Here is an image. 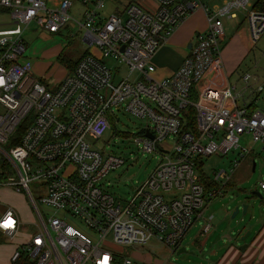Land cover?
<instances>
[{"label": "built area", "instance_id": "obj_1", "mask_svg": "<svg viewBox=\"0 0 264 264\" xmlns=\"http://www.w3.org/2000/svg\"><path fill=\"white\" fill-rule=\"evenodd\" d=\"M125 1L107 13L106 0H0V15L10 20L0 23V153L10 164L0 186L27 195L35 210L30 224L37 227L29 232L16 209L5 206L0 245L12 249L4 250V264H134L123 247L152 240L178 249L240 162L234 160L230 173H215L218 185L206 189L197 161L238 149L243 134L260 143L264 160V76L244 73L238 90L221 60L224 18L245 14L251 48L264 35V11L253 9L255 0L219 6L213 0ZM74 7L80 19L70 12ZM198 9L206 13L207 29L196 33L174 73L155 77L152 59ZM70 19L85 50L73 71L49 86L25 61V35L36 28L59 33ZM108 58L126 65L125 77ZM212 70L221 84L207 80ZM189 107L195 110V130L187 126ZM120 109L147 119L137 141L144 151L161 154L153 173L125 199L101 185L124 160L88 141L99 140ZM240 149L241 158L255 152ZM32 180L45 184L40 201ZM77 220L86 229L73 225ZM211 220L206 218L204 233Z\"/></svg>", "mask_w": 264, "mask_h": 264}, {"label": "rangeland", "instance_id": "obj_2", "mask_svg": "<svg viewBox=\"0 0 264 264\" xmlns=\"http://www.w3.org/2000/svg\"><path fill=\"white\" fill-rule=\"evenodd\" d=\"M224 1L214 0L212 3L219 6ZM125 2V0H106L105 11L109 13L117 10V8H122ZM77 10L74 7L70 12L72 15H76L77 19H80ZM9 21L7 16L0 15V23ZM76 25L77 23L70 19L66 27L59 33H51L36 28L28 31L25 35L27 45L25 61L31 64L32 74L49 86L56 85L68 74L69 67L60 57L65 56L68 61H75L85 50L82 33L79 32L74 35ZM224 26L226 38L221 44L223 61L230 76V82L237 85L238 90H242L244 83L241 80V75L244 73L251 72L259 74L261 77L264 76V35L252 46L250 51H245L242 49V41L245 38L243 34L245 31H249L245 14L238 11V18H224ZM11 27L12 25L8 24L5 28ZM207 27L208 22L205 29L199 32L205 31ZM194 34V32L191 33L190 39L192 38V41L195 37ZM164 46V49L158 51L159 54L154 65L169 66L173 62H177L181 57L180 51L187 48V43L171 40ZM242 54L243 58L239 64L232 66V61ZM106 62L113 68L114 72L119 71V77H125L127 67L124 63L117 64L111 58L106 59ZM117 65H119L118 69L115 68ZM113 82L117 83V80ZM247 96L248 94H246ZM116 114L112 128L108 129L99 140L88 138V141L104 154L116 155L124 160L123 165L111 170L101 180V185L118 198L125 199L130 198L135 188L139 187L153 173L161 159V154L157 151H144L142 149L143 144L137 141V136L148 122L146 118L135 116L121 109ZM124 134L128 136L125 137ZM168 140L170 143L172 142L171 139ZM240 147H253L256 153H249L241 158ZM240 147L233 149L226 155L213 154L201 158L202 171L207 181L213 180L215 173L222 170L230 173L234 160L240 162L228 181L233 186L221 187V193L217 194L201 209L203 217L195 222L182 243L185 251L178 254V249L172 252L162 243L152 240L143 247L124 246L123 254L130 256L134 260V264H200V261H205L209 256H213L209 254L212 243L225 244L234 240L242 243L243 246L249 243L254 236V229L258 230L261 227L258 221L264 218V204L261 203V199L251 197L256 192L262 193L264 196V189L261 188V183L264 182V160L258 154L261 147L260 143L254 142L251 135L243 134L240 136ZM254 164L255 169L253 168ZM9 169L10 164L0 153V174L8 173ZM29 186L38 201L45 197L46 187L44 183L39 180H32ZM245 205L248 206L247 212H244ZM5 206H13L16 209L21 220L27 224L29 232L36 231V225L30 224V222L35 221V210L25 193H18L12 187L3 189L0 186V213L5 210ZM41 209L44 214L47 213L43 206ZM211 216L212 228L209 232L204 233L203 226L206 218ZM73 225L81 230L86 229V225L80 220L74 221ZM241 232L243 233L240 235ZM243 237H245V241ZM195 240L200 243L208 241L209 245L200 246L201 244H197ZM4 247L8 246L4 245ZM4 250L6 251V248ZM5 258L4 255V261H6Z\"/></svg>", "mask_w": 264, "mask_h": 264}, {"label": "crops", "instance_id": "obj_3", "mask_svg": "<svg viewBox=\"0 0 264 264\" xmlns=\"http://www.w3.org/2000/svg\"><path fill=\"white\" fill-rule=\"evenodd\" d=\"M214 2V0H213ZM238 18V16H237ZM236 19V18H232ZM207 16L206 13L202 9L196 10L194 13H192L181 26L178 27V29L173 33V35L170 37L169 41H184L187 43V48H183L180 51L181 57L177 62L171 63L169 66H158L155 65L156 71L154 75L158 78H164L167 76H170L172 73H174L181 65L182 61L186 57V55L189 53V45L192 42L191 33L194 32L195 34L198 33L200 30L205 29L207 26ZM190 33V34H189ZM194 34V36H195ZM193 36V37H194ZM244 40L242 41V49L245 51H250L251 49V41H250V34L249 31H245L243 34ZM190 39V40H189ZM165 46H163L162 49H164ZM159 51V52H160ZM159 52L154 56L152 59V63L154 64ZM243 54L240 55L237 59L232 61V66H235L239 64V62L242 60ZM221 60H222V68L225 73L228 74L225 64L223 61L222 53H221ZM217 78L215 77L214 70H212L207 77V80L209 81H216ZM218 81V80H217ZM220 84L221 82L218 81ZM218 84V83H217ZM255 169V164L253 166ZM264 183V182H262ZM4 189V187H2ZM262 188V186H261ZM264 189V188H263ZM248 209V208H247ZM259 224H261V227L257 230L254 229V236L252 240L247 243L245 246H243L242 243H238V241H228L227 243H212L211 247L209 248V254L213 256H209L208 259H205V261H200V264H264V218H261L259 221ZM192 229V228H191ZM253 231V230H252ZM251 232V230H249ZM243 232L240 233V235ZM245 237H243V240ZM184 241V240H183ZM211 241V240H210ZM245 241V240H244ZM197 244H205V246L209 245V242H203L200 243L199 241L195 240ZM183 243V242H182ZM215 244V245H214ZM164 245V244H163ZM167 248L171 249L172 252H174L177 249H174L173 247L164 245ZM223 247V248H220ZM7 252L11 251L12 246L5 247ZM184 248L182 247V244L179 246L178 250ZM0 264H4V244L1 243L0 245ZM3 256V257H2ZM165 264V263H160Z\"/></svg>", "mask_w": 264, "mask_h": 264}, {"label": "trees", "instance_id": "obj_4", "mask_svg": "<svg viewBox=\"0 0 264 264\" xmlns=\"http://www.w3.org/2000/svg\"><path fill=\"white\" fill-rule=\"evenodd\" d=\"M253 9L255 10H258V11H264V0H255L254 2V5H253ZM80 57V56H79ZM79 57L75 60V61H68L67 57L63 56V57H60L61 60L65 61V63L67 64V66L69 67V70L68 72H72L73 69L75 68L78 60H79ZM196 96L194 95V98ZM187 119H188V124L187 126L190 127L191 129L195 130L196 128V116H195V110L193 107H189L188 108V112H187ZM114 118L111 117L110 118V128L113 127V124H114ZM23 131V129H21V132ZM125 137H127L128 135L127 134H124ZM197 169L199 170V178H200V181L206 185V189H209L210 187L212 186H217L218 183L217 182H214L213 180H210V181H207L206 180V177H205V174L204 172L202 171V162L201 160H198L197 161ZM5 178V173H2L0 174V180L4 179ZM233 184L231 182H228L225 187H232ZM251 197H256L258 198V196L256 194H252ZM261 203L264 204V197L261 198Z\"/></svg>", "mask_w": 264, "mask_h": 264}, {"label": "water", "instance_id": "obj_5", "mask_svg": "<svg viewBox=\"0 0 264 264\" xmlns=\"http://www.w3.org/2000/svg\"><path fill=\"white\" fill-rule=\"evenodd\" d=\"M190 47H191V44L189 45V48ZM146 135L149 136V137H151V138H154V135H152L151 133H147ZM165 152H168V150H165ZM254 194H256L260 199L264 197L263 194L262 193H259V192H256ZM247 208H248V206L245 205L244 206V212H247ZM183 251H185V248L179 249L177 253L180 254Z\"/></svg>", "mask_w": 264, "mask_h": 264}]
</instances>
